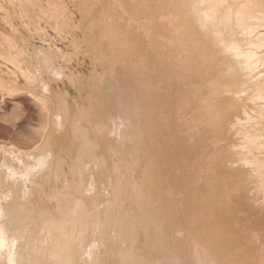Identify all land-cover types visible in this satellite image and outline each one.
Instances as JSON below:
<instances>
[{"label":"bare ground","instance_id":"1","mask_svg":"<svg viewBox=\"0 0 264 264\" xmlns=\"http://www.w3.org/2000/svg\"><path fill=\"white\" fill-rule=\"evenodd\" d=\"M112 1L109 9L103 0H86L81 13L88 77L65 69L56 48L18 57L21 74L33 81L16 91H28L45 122L27 148L0 143V264H264V208L250 191L264 185V158L211 167L226 152L245 156L243 144L231 147L212 129L219 118L233 120L228 128L243 120L229 116L236 107L221 101L228 85L264 82L243 60L247 44L264 46V4ZM59 70L64 95L54 98L51 85L33 78H60ZM9 80L0 75L1 91L12 89ZM66 83L78 90L74 102ZM252 176L256 184H246ZM137 179L149 191L142 199L148 224L128 210L127 185ZM158 194L174 197L169 215L156 208Z\"/></svg>","mask_w":264,"mask_h":264},{"label":"rangeland","instance_id":"2","mask_svg":"<svg viewBox=\"0 0 264 264\" xmlns=\"http://www.w3.org/2000/svg\"><path fill=\"white\" fill-rule=\"evenodd\" d=\"M260 1L264 4V0H260ZM85 2L86 0H46V2H44L43 0H0V45H1L0 46V75L2 76L4 75L5 80H8L10 78L9 80L10 82L8 81L9 83L8 85L11 86L12 88L10 89L9 92L5 90L1 91L0 89V143H7V144L11 143L20 148H27L33 142L37 141L40 138V134L37 133V130L45 122L44 113L41 112L40 108L38 107L36 102L32 99V97L29 95L28 91H26L25 89L22 90V93L20 91H16L18 86L24 84L26 80L30 79L29 82H31L32 80V78L27 79V77L24 76V74H21L22 68L19 67L18 62H17L19 55L21 54L22 55H25V54L33 55L34 49L41 47V46H43L42 48H56L58 50V57L61 55L58 61L60 64H62V66L65 69L78 68L81 70V72H83L84 75H86L85 77H88V74L90 73V70H91V64H90V59L88 56L89 53L85 50V46L83 42L84 40L83 27L85 24V20L81 18V13H83V11L86 10ZM252 3L254 4L255 2H252ZM103 4H106V7L107 8L109 7L110 9L113 4V1L103 0ZM257 8L261 9L262 7L258 5ZM108 10L106 11V14H107L106 21L109 23V22H113V18L109 14ZM121 20H124V18H122ZM132 22L140 23L138 21H132ZM42 24H44L46 27ZM260 30H264V28H261ZM253 37L254 36H250L249 38L253 40L254 39ZM97 38L98 36L94 37L92 40H96ZM19 49H21L22 51L20 50L21 51L20 52ZM251 55H253V57ZM244 59L250 60L251 63L249 62L250 63L249 65L256 67L255 71L257 70V72H260L261 77L264 78V46H261V45L258 46V44H255V43L247 44L243 60ZM9 62H11V64ZM85 70L87 73L85 72ZM62 71H64L65 73V70H62ZM57 73H58V76L62 75V77L58 78L57 76H54V75L52 76V75L43 73V74H37L39 75L38 77L41 80H38V78L37 79L33 78L35 79L34 82L43 83L46 86L51 85L52 88H54V90L51 89L52 90L51 94L53 95L54 98H58V94L64 95V90L62 88L59 89L60 87L58 85L62 87L60 83L62 81H66V77L64 74H62L61 70L57 71ZM232 85L233 84L228 85L230 89L228 91H224V93H222L220 98H221V101L225 102L226 104H229L231 102L233 107H236L235 110L234 109L232 110L233 112L235 111L236 112L233 113L231 111L232 113L230 114L232 115L229 114V116H234V117L237 116L238 118L241 117V119L243 120L241 121V123L240 122L237 123V125L238 124L244 125V129L242 128L241 129L242 131H241L239 128L240 125L237 126L236 122L235 124H232L234 125L233 128L232 127L228 128L229 125L233 122V120L231 119L232 121L228 120L227 122H224L223 119L219 118L217 125L214 127V129H212L213 131L212 130L211 131L213 132L214 136H223V135L226 136L227 135L228 144L232 145L231 147L234 146L236 148V146H240L243 144L242 151L245 156L250 157L249 162L246 161L245 156L244 157L240 156V157L235 158V156L231 157V155L228 152H226V154L216 156V159L212 161L211 167H213V165L219 162H224V161L230 162L232 164L239 163L238 165H242L243 163L246 166L248 165L250 166L251 163L254 164V162L256 161V164H257L258 160H261V159L263 160L264 158L263 157L264 156L263 155L264 154V114H263L264 113V97H263L264 96L263 95L264 94L263 93L264 92V88H263L264 82L258 84L257 87H255L256 85L252 86V85H248L247 83H242V84L237 85L235 87L236 88L235 90L234 88L232 89ZM65 86L71 94L69 97L70 98L69 101L74 102L78 94V90L76 89V86L68 84V83H66ZM244 87L246 88L245 90H243ZM248 87L250 89H248ZM251 87L252 88L254 87L253 91ZM255 88L260 89V90L262 89V90L257 91L255 90ZM2 94L4 95L3 101L1 100ZM246 94L249 96L250 99L255 100L256 96H257V99L258 98L259 99L258 100L256 99V101L251 100L252 102L246 101L245 103L243 101H240L239 99L235 100L237 99V97H240V95H246ZM257 94L261 96L259 97ZM238 103L239 104L244 103L243 104L244 106L243 105L239 106ZM246 103L248 104V106H246L247 105ZM234 104L238 106H235ZM218 105L219 107H221L222 103ZM251 107H256V108L254 109ZM257 107L259 108L261 107V109ZM244 109H246V111ZM247 113L250 115H248ZM249 118L250 120H248ZM247 120L249 123L247 122ZM225 124H227V126H225ZM222 125L225 126L223 129H222L223 127ZM246 126H248L249 129ZM250 126L251 127L257 126L258 128H256L255 132L251 133ZM242 132L244 133V135ZM245 132H249L250 134H248V136H245ZM247 142H249L248 145L245 144ZM235 148H231V150L233 151ZM251 159L254 161H251ZM262 167H263V173H264V164H261V170H262ZM251 178L252 180L249 179V182H246V184L255 183L254 176H252ZM27 183L30 184V182H27ZM135 183H137V185ZM145 184H144L143 179H137L136 181L133 182V184H130V185L128 184L129 186L127 185L126 197H127L128 210H130V212L133 215H135L136 218H141L143 216L142 222L144 221L143 223L148 224L151 222V219L150 218L148 219V217L150 216L142 214V201H143L142 199H146L149 196V194H147L149 193V191L147 190L148 188L146 189ZM252 186H251L252 190L250 189V191H253L252 193H254V198L257 202V206L264 208V187H263L264 185L257 182L256 185H252ZM260 188L262 189V191ZM254 189L256 191H254ZM146 190H147V193H146ZM138 191H140L141 193H138ZM144 192L145 194H143ZM136 196L137 198L139 197L140 199L139 201L137 200ZM168 197H164L163 199L160 196V194L154 196L155 198L154 204L156 208H158V210L161 212L163 211L165 215H169L168 213H170L174 204H176V201L173 196L170 195ZM261 198H262V202L260 201ZM161 201H163V204L161 203ZM138 215L139 217H137ZM19 233H20L19 235L23 234L22 232H19ZM19 235L17 232L13 236L14 238L18 239ZM30 235H26L24 237L20 236V237H23L24 239L26 237H29ZM101 247L100 246L97 247L99 248V251L100 250L106 251L105 245L102 247V249ZM153 249H154V245L149 247V251H150L149 254L151 256L154 253Z\"/></svg>","mask_w":264,"mask_h":264}]
</instances>
